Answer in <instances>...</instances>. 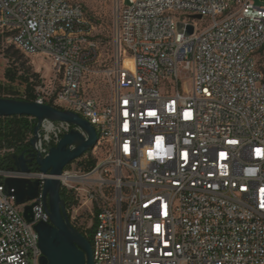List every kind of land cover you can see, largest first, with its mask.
I'll list each match as a JSON object with an SVG mask.
<instances>
[{
    "label": "built area",
    "instance_id": "obj_1",
    "mask_svg": "<svg viewBox=\"0 0 264 264\" xmlns=\"http://www.w3.org/2000/svg\"><path fill=\"white\" fill-rule=\"evenodd\" d=\"M259 2L117 0L114 85L99 107L84 88L97 47L82 4L0 0V32L23 55L49 60L57 80L38 82L32 102L78 115L95 129L94 149L109 147V166L67 167L59 178L71 225L84 237L93 228V264H264ZM73 128L43 120L33 148V134L24 145L45 158ZM15 150L0 142V264H39L33 226L49 223L42 197L49 176L34 162L27 173L12 170ZM8 178L38 182L36 198L16 205L5 193ZM80 206L92 219L84 229L75 224Z\"/></svg>",
    "mask_w": 264,
    "mask_h": 264
},
{
    "label": "water",
    "instance_id": "obj_2",
    "mask_svg": "<svg viewBox=\"0 0 264 264\" xmlns=\"http://www.w3.org/2000/svg\"><path fill=\"white\" fill-rule=\"evenodd\" d=\"M199 18V16L196 17V19ZM177 26L179 31L183 27L182 24ZM192 32L193 28L189 26L185 35H191ZM13 116L32 117L36 120L33 138L29 143L31 148L38 139L40 123L43 120L67 123L74 127L62 136L56 146L50 148L45 158L34 154L25 155V153L12 155L11 169L27 173L28 165L34 162L42 174L49 176L44 181L42 189L49 223L41 222L33 226L41 252L39 264H93L91 244L71 225L66 215L64 202L60 198L59 178L67 166L79 160L96 146L98 137L94 127L74 113L59 111L48 105L0 99V117ZM4 185L5 193L15 197L16 205L32 201L38 194L39 184L36 181L8 178L4 180ZM23 217L28 223L32 222V206L24 208Z\"/></svg>",
    "mask_w": 264,
    "mask_h": 264
},
{
    "label": "rangeland",
    "instance_id": "obj_3",
    "mask_svg": "<svg viewBox=\"0 0 264 264\" xmlns=\"http://www.w3.org/2000/svg\"><path fill=\"white\" fill-rule=\"evenodd\" d=\"M82 4L85 10L86 18L91 23L89 38L96 44L97 56L90 63V73L85 76L84 88L85 94L95 100L99 107L106 105L111 96V90L114 85V79L111 75L118 50L115 44V26L117 21V0H108L105 2L91 0H74ZM259 5V0H254ZM206 21V20H205ZM11 46L10 39L4 33L0 32V84H7L4 73L9 68L11 61L4 56L6 48ZM21 58H16L17 67L20 69L23 64L24 69L29 68L31 74L37 76L39 82H43L44 86H48L53 80L52 65L49 60L40 57H28L20 53ZM128 54H125L124 63L129 62ZM256 60L260 68H264V58L262 54H258ZM19 95L23 89L17 87ZM18 96V95H16ZM109 147L102 143L96 149L90 151V156L95 159L96 166L105 164L109 166L110 160L108 155ZM87 154V153H86ZM87 155L82 156L79 160H84ZM74 162L68 167V170L74 169ZM110 176V174H108ZM93 178L96 175L92 176ZM81 207V206H80ZM92 219L85 207L78 209L76 213L75 224L84 229ZM84 231V230H82ZM87 237L92 236V232H86Z\"/></svg>",
    "mask_w": 264,
    "mask_h": 264
},
{
    "label": "trees",
    "instance_id": "obj_4",
    "mask_svg": "<svg viewBox=\"0 0 264 264\" xmlns=\"http://www.w3.org/2000/svg\"><path fill=\"white\" fill-rule=\"evenodd\" d=\"M7 37L8 35L5 34ZM4 56L11 61L9 68L5 70L4 78L7 84H0V99H11V100H23L18 98L19 92L17 87L23 89L22 94L25 96L24 101L32 102L34 101L33 87L39 82L37 76L31 74L29 68L24 69L17 67L16 58H21L20 52L15 49L12 45L5 49ZM22 54V53H21ZM264 58V48L259 52ZM264 76V68H260ZM35 122H29L27 117L13 116V117H0V142L4 144L6 148H15V154L20 155L21 150L25 148L24 141L26 138L33 133V127ZM87 155L84 160H76V168L80 169L84 173L92 171L96 166V161L92 156H90V151L85 154ZM84 155V156H85ZM72 162L71 164H73ZM8 164L11 166L12 163L8 159ZM70 164V165H71ZM69 165V166H70ZM67 166V167H69ZM66 167V168H67ZM60 198L64 202L65 209L71 203L70 196L66 193L64 189L60 190ZM95 221V218H94ZM94 225V224H93ZM75 228V227H74ZM77 230V228H76ZM79 231V230H77ZM93 233V228L89 230ZM88 242L91 244V237L85 236Z\"/></svg>",
    "mask_w": 264,
    "mask_h": 264
},
{
    "label": "bare ground",
    "instance_id": "obj_5",
    "mask_svg": "<svg viewBox=\"0 0 264 264\" xmlns=\"http://www.w3.org/2000/svg\"><path fill=\"white\" fill-rule=\"evenodd\" d=\"M123 66H124V68H127L128 70L132 71L133 70L132 60L130 59L129 62H127V63L123 62Z\"/></svg>",
    "mask_w": 264,
    "mask_h": 264
},
{
    "label": "flooded vegetation",
    "instance_id": "obj_6",
    "mask_svg": "<svg viewBox=\"0 0 264 264\" xmlns=\"http://www.w3.org/2000/svg\"><path fill=\"white\" fill-rule=\"evenodd\" d=\"M20 153H25V155H27V154H33L31 152V149L29 147L23 148Z\"/></svg>",
    "mask_w": 264,
    "mask_h": 264
}]
</instances>
